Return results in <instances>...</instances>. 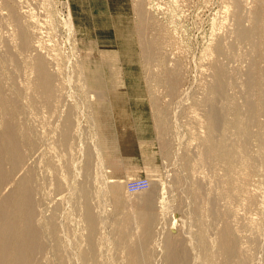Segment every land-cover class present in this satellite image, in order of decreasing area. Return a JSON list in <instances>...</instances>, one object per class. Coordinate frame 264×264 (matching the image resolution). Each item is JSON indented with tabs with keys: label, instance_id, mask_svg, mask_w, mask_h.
I'll list each match as a JSON object with an SVG mask.
<instances>
[{
	"label": "bare ground",
	"instance_id": "bare-ground-1",
	"mask_svg": "<svg viewBox=\"0 0 264 264\" xmlns=\"http://www.w3.org/2000/svg\"><path fill=\"white\" fill-rule=\"evenodd\" d=\"M232 1L234 27L213 30L189 86L182 91L179 62L159 60L145 38L146 93H132L121 87L117 66L109 69L113 54L97 64L77 48L66 68L43 40L40 20L19 0H0V264L262 263L264 4L245 15L241 0ZM138 14L148 21L142 6ZM65 23L75 28L72 12ZM143 104L155 124H196L197 140L179 149L182 170L162 192L160 177L128 181L137 203L121 196L125 209L108 226L114 253L100 239L110 215L101 213L93 189L103 164L84 142L80 166L74 152L80 124H133ZM56 148L69 154L71 177H84L65 194L64 176L50 175ZM111 182L110 191L119 192L122 181Z\"/></svg>",
	"mask_w": 264,
	"mask_h": 264
},
{
	"label": "rangeland",
	"instance_id": "rangeland-1",
	"mask_svg": "<svg viewBox=\"0 0 264 264\" xmlns=\"http://www.w3.org/2000/svg\"><path fill=\"white\" fill-rule=\"evenodd\" d=\"M261 1L264 0H241L242 11L246 15L249 10H257L264 4ZM19 2L24 10L30 11V14H34L35 18L40 20L43 40L53 54L59 52L62 55L66 68L72 57L78 56L79 52L97 64L104 62L103 54H113L108 55L109 58L106 59L109 69L111 70L113 65L117 66L120 71L119 78L122 79L121 87L126 86L132 93L145 92L143 86L146 85L148 63L141 55L144 54L143 44L147 43V40L152 44V50L156 49L160 57L163 55L159 60L163 61L165 57H170L183 67V91L191 84L193 71L198 64L197 59L203 53L204 45L208 43L213 30H224L229 26L234 27L235 24L232 0H19ZM140 6L149 16L146 22L139 17ZM69 12H72L75 21L73 30L68 29L65 23ZM245 24L249 25V21ZM233 39V35L228 38L230 41ZM107 75L109 76L108 73ZM159 93L163 101H170L164 89H159ZM126 97L128 99L127 95ZM185 107H188V104ZM134 111L133 124H80L79 129L85 128V133L84 130L79 132L81 146L74 152L80 166L81 161L79 163L78 161L82 160L83 148L89 145L94 159L98 157L103 164L104 168L98 175V183H95L99 186L93 185V189L100 192L97 198L100 201L99 206L102 207L100 212L103 214L108 212L105 217L110 215L106 223L104 220L105 224L108 222L109 224L107 227L103 226L100 239L105 247H110L114 253L117 252L116 243L114 236L109 237L108 226L112 216L115 217L118 211L119 215L125 209L119 202L121 196L131 201L130 205L137 203V192L128 190V181L135 177H149L151 180L160 177L161 184L157 188L162 192L163 186L168 184L175 171L182 170L181 161L178 159L179 149L197 140L191 131L196 124H155L152 113L145 104ZM189 113L190 111L186 109L185 118ZM87 138L92 140V143L87 141ZM164 139L167 140V144L163 147ZM93 143L97 145V149L93 148L95 145L92 147ZM54 154L57 155V160L51 165L50 175L64 176L62 190L65 194L70 183L83 180L84 177L79 176L75 180L71 177L69 154L63 149L56 148ZM111 179L122 181L119 192L110 191L113 184ZM165 181L166 184L162 183ZM103 199L105 202H102ZM257 202L259 210H264L261 197ZM66 205L64 201V206ZM135 206H130L133 213H137ZM96 208L100 209L98 206ZM65 209L70 211L69 206ZM260 231L263 232L264 229ZM258 264H264V260Z\"/></svg>",
	"mask_w": 264,
	"mask_h": 264
}]
</instances>
